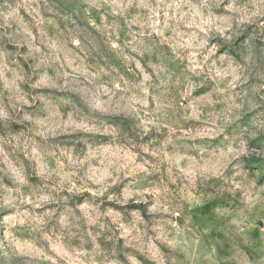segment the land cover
I'll return each mask as SVG.
<instances>
[{
    "label": "rangeland",
    "instance_id": "obj_1",
    "mask_svg": "<svg viewBox=\"0 0 264 264\" xmlns=\"http://www.w3.org/2000/svg\"><path fill=\"white\" fill-rule=\"evenodd\" d=\"M0 264H264V0H0Z\"/></svg>",
    "mask_w": 264,
    "mask_h": 264
}]
</instances>
